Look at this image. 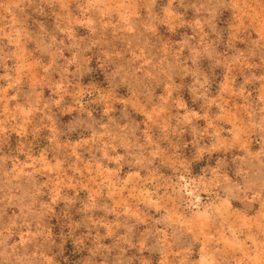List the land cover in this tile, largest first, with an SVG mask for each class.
Wrapping results in <instances>:
<instances>
[{
  "label": "rangeland",
  "instance_id": "374dc122",
  "mask_svg": "<svg viewBox=\"0 0 264 264\" xmlns=\"http://www.w3.org/2000/svg\"><path fill=\"white\" fill-rule=\"evenodd\" d=\"M0 264H264V0H0Z\"/></svg>",
  "mask_w": 264,
  "mask_h": 264
}]
</instances>
